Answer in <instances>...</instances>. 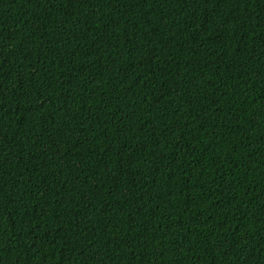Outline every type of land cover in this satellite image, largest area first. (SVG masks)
I'll use <instances>...</instances> for the list:
<instances>
[{
  "label": "trees",
  "instance_id": "trees-1",
  "mask_svg": "<svg viewBox=\"0 0 264 264\" xmlns=\"http://www.w3.org/2000/svg\"><path fill=\"white\" fill-rule=\"evenodd\" d=\"M0 264H264V0H0Z\"/></svg>",
  "mask_w": 264,
  "mask_h": 264
}]
</instances>
